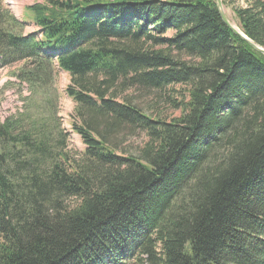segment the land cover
Returning a JSON list of instances; mask_svg holds the SVG:
<instances>
[{"label": "trees", "instance_id": "obj_1", "mask_svg": "<svg viewBox=\"0 0 264 264\" xmlns=\"http://www.w3.org/2000/svg\"><path fill=\"white\" fill-rule=\"evenodd\" d=\"M240 1L239 31L264 49V0ZM25 13L39 29L27 36L0 7V66L19 63L29 94L0 122V264H264V55L215 0H47ZM56 70L81 153L55 112H32L38 98L52 107ZM170 85L187 101L168 122L125 95ZM139 134L143 147L123 149Z\"/></svg>", "mask_w": 264, "mask_h": 264}, {"label": "rangeland", "instance_id": "obj_2", "mask_svg": "<svg viewBox=\"0 0 264 264\" xmlns=\"http://www.w3.org/2000/svg\"><path fill=\"white\" fill-rule=\"evenodd\" d=\"M47 0H0V7L8 10L16 19L21 20V15L25 7L35 3H45ZM83 1V0H80ZM96 1V0H89ZM111 1V0H100ZM230 7H224L227 20L230 24L238 29V22L236 21L232 10L236 7H245V4L240 0H233ZM25 15V14H24ZM26 20V18H24ZM236 24V25H235ZM33 25H29L23 31L33 30ZM239 30V29H238ZM171 34L168 33L164 37L170 38ZM145 49L153 48V50H164L166 46H153L151 43L146 44ZM144 49V50H145ZM175 57L174 52L171 54ZM188 61V60H187ZM19 63L10 66H0V122L5 118L22 111L26 105L25 99L28 97L26 87L17 84L14 78V73L18 70ZM55 89L56 94L50 95L52 107L49 110L44 109L42 104H39V98L31 105L32 112L38 115L48 116L49 111H53L57 117V126L61 132L65 133V144L68 149L74 153H81L85 146L83 145L80 137L72 132L71 121L74 109V104L65 95V89L69 84V78L66 73L56 71L55 74ZM145 94V95H144ZM125 95L132 97L133 103L141 110L147 112L152 118L170 121L173 118L179 117L184 103L187 101L183 96L185 89L178 85H170L160 92L152 90L139 92L137 88H129ZM33 105H35L33 109ZM182 105V106H181ZM143 134L132 138L124 144L125 150L136 153L145 143ZM133 264V263H132Z\"/></svg>", "mask_w": 264, "mask_h": 264}, {"label": "water", "instance_id": "obj_3", "mask_svg": "<svg viewBox=\"0 0 264 264\" xmlns=\"http://www.w3.org/2000/svg\"><path fill=\"white\" fill-rule=\"evenodd\" d=\"M215 6H216V9H217V12L221 18V20L223 21V23L232 31V33L238 37H240L241 39H243L244 41H246L247 43H250L248 41V39L238 30V29H235L231 24L230 22L227 20L226 18V14L224 12V9H223V6H222V0H215ZM250 45H252V47L258 51L259 53L263 54L264 55V49L262 48H259L253 44L250 43Z\"/></svg>", "mask_w": 264, "mask_h": 264}, {"label": "bare ground", "instance_id": "obj_4", "mask_svg": "<svg viewBox=\"0 0 264 264\" xmlns=\"http://www.w3.org/2000/svg\"><path fill=\"white\" fill-rule=\"evenodd\" d=\"M15 24V23H14ZM236 25V24H235ZM235 29H237L236 27H235ZM167 51V50H166ZM145 95V94H144ZM34 106V105H33ZM51 111V110H50ZM77 135V134H76Z\"/></svg>", "mask_w": 264, "mask_h": 264}]
</instances>
